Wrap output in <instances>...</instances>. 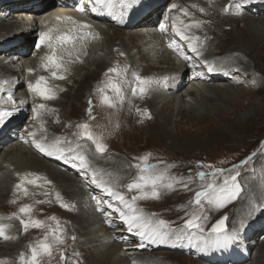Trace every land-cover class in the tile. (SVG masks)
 Listing matches in <instances>:
<instances>
[{
  "label": "bare ground",
  "instance_id": "bare-ground-1",
  "mask_svg": "<svg viewBox=\"0 0 264 264\" xmlns=\"http://www.w3.org/2000/svg\"><path fill=\"white\" fill-rule=\"evenodd\" d=\"M191 1H193V4H196V7H193L194 5L191 6V3H189ZM237 1L238 0H113L109 7L107 3L103 5L92 4V0H0V85H2L3 88V90L0 91V111L13 110V115L7 118L4 125L0 126V151L3 150V153L0 154V203L16 196L20 199L23 198L27 201H31L32 197L35 194H40L42 190L57 189L62 197L69 199V203L67 204L71 205V210L68 212L72 210V212H74L76 210L73 222L75 226L73 233H77L75 246L77 250L78 248L81 249L84 259L92 264H194V262L200 264L197 261L189 260L188 262L187 259H185V255L169 256L167 251L156 253L164 255L161 259L149 254L151 250H160L166 247L175 248L173 246H175V243L179 242V240L173 238L168 243L164 244H154L148 240H141L134 232H129L127 230V225L121 227L123 223L119 220L118 214L113 213L111 216L106 217L97 209L96 201L109 200L111 198L93 184L92 181L88 185L79 183L80 180L78 179V181L76 177H74L78 169L73 167L72 164H66L56 156L49 157L40 153L31 142L33 137L28 134L29 132H35V138L37 140L46 138L45 142H51L55 138L70 140L71 136L69 134L64 136L55 131L49 132L48 125H51L53 118L52 113H54L53 110L55 108L52 104L61 103L62 100H69L68 102L73 106V102L78 101L77 99H79L83 93L86 94L90 88V86L87 87L86 85V83H89L88 80L96 78L102 67L104 70L106 68H111L110 65L112 62H110V59L111 54L114 53L112 47L114 46L115 40H118L116 44L118 46L115 51L116 54L117 52H126L127 54V57L125 56V58L122 59L117 57L116 60L114 59L115 63L112 64L113 67L118 66L122 70L127 69L126 73L122 72L121 74L122 80H119L122 88L125 86L131 88L135 87L131 84H136L135 75L137 74L145 77L148 76V71L145 73H143V71L140 72V66L142 65L140 63L142 61L148 63L151 61L154 63L155 61L167 64V66H165L166 69L159 73L158 75L160 76L156 79L154 75H149L154 83L147 93L143 95L139 92L133 94V91L131 93L129 90L130 95L124 96L123 103L117 100V106L115 108H110L104 104L101 105L104 106L105 109L108 108L106 110L109 112H116L114 115L116 119L124 120L122 115L125 116L130 113L129 107H132L131 109H133V114L136 116L137 121L141 120L144 112L143 109L145 110L146 106H144V108L138 107L139 99H141V101L148 99L147 104L151 106L152 109L160 112V117L163 118L162 122H164L165 125L169 115L174 111H177L178 114L180 113L187 122L193 125L213 129L216 127L220 128V124L219 126L216 125V120L219 121V123L233 122L232 124L234 125L238 124V121H236L238 115L245 116L243 119L246 120V122L257 121L256 118H258V116L262 118L264 114V15H262L264 14V0H246V2H241L243 3L242 9H237L235 7V5L238 4ZM165 2L168 3V8L166 10V6L164 5ZM221 3L224 5L223 8L220 6ZM213 4H215L216 7L220 6L222 9L219 8V12L213 8L211 9L209 5L213 7ZM40 5L42 6L39 7ZM173 5H175V7H173ZM229 5H232V7H228ZM93 6L97 7L96 12H92L91 9ZM225 7H227V11L224 10ZM9 8L14 9L15 12H11L12 10ZM250 8L252 9L250 10ZM200 9H204V11L202 12ZM220 9L222 11H220ZM184 10H186L187 14H185ZM212 10L214 11L211 12ZM245 12H247V15L244 14ZM256 12L260 15L254 16ZM227 13L230 16H225ZM240 15L241 17H231ZM210 16L213 21L210 20ZM65 17H72L78 22L91 25L90 29H84L83 31H90L93 33V36L86 38L83 45H81L79 40L76 41V48L79 49V51H74L72 45L57 47V55L64 57V62L68 68L67 73H64L66 79L60 80L51 78L50 72L46 71L41 66L42 57L49 54L51 49H49L47 45H41L39 48H37L36 45L39 43V34L49 29L53 30L52 34L54 36L66 32L71 34L75 25L71 20L63 19ZM113 17H115V19ZM166 17L167 19H165ZM195 21H202V23L199 27H185ZM240 21H244L241 28H237L233 25ZM104 23L128 29L126 31L127 35L124 34L121 29H117L118 31L115 32V28H111L113 33L110 34L109 28L103 25ZM161 23L165 24L166 31L164 32L160 31L159 25ZM226 24L232 25L230 28H224ZM173 25L186 35L199 37V40L195 41V43L202 53L200 57H196L195 54L188 49L187 41L180 39L174 31ZM208 26L211 27H209V33ZM12 29H15L16 33L9 35ZM117 32L120 33V37L114 38L115 34H118ZM80 34L82 35V32ZM210 34L214 37L213 40H208ZM170 44L179 45V49L169 47ZM204 49H206L207 52H203ZM181 50L190 56L191 59L185 61L180 55ZM70 51L72 52L71 56L69 55ZM77 56H79L78 60L76 59ZM204 61L214 65L215 70L212 72L207 71L208 65H206ZM82 65H90V68L86 71L83 70L84 72L80 74L81 72L79 73V71ZM29 68L33 69V71L29 72ZM197 73L201 75L197 76ZM232 74H238V77L232 78L234 81H240V79L250 81V85L254 86V92H251V90L245 91L244 89L234 91L229 87H224L223 83L230 81L229 78H231ZM41 75L49 77L48 83L56 91V99L43 100L29 92L27 88L28 82L34 83ZM110 75L116 79L115 74ZM74 78H76L77 85L70 89V97L66 100L63 98L65 94L61 95V93L65 84ZM108 78L107 76V79ZM233 80L230 82H233ZM5 81H7V83H5ZM121 81H123V83ZM200 81H206V83ZM210 81H214L216 84H208ZM99 84L100 86L103 84L102 80ZM185 84L191 86L187 88L185 94H183L180 92V89L184 88L186 86ZM230 85L232 86V84ZM9 93L12 94L16 101L15 107L5 103ZM108 95L112 96L115 94L112 93ZM197 95H199L200 98H195ZM186 97L189 98V101H186ZM244 97H249L251 99L246 105L242 103ZM20 101H24L22 107L20 106ZM40 103H44L46 107L45 109L39 110L40 116L37 118L36 113L33 112V107ZM187 103L191 104L188 106ZM137 109L140 111L138 112ZM231 113L233 114L232 118L230 116ZM95 115L97 116L96 113ZM164 124L162 127H158L161 135L165 138L173 136ZM125 125L126 128L132 127L130 121L125 122ZM134 128L136 129L135 126ZM85 140L86 139L78 140V138L76 139L75 137L74 140H72V146H75L77 142L81 144V142ZM7 143L9 144L7 145ZM22 145L26 150L22 149ZM81 150L87 155L91 162V167L102 171V173L111 171L128 174L131 171V167H129V164L125 161L126 159L123 160L119 154L117 156V153H115L116 155H111L108 159L100 157L104 153H96L95 146L91 142L82 143ZM34 153L55 164L45 160H43L42 163L37 162L31 157L32 155H30ZM32 162H34L36 166H39L40 170L45 173L41 171L36 173L41 179L36 185H26L29 190V195L24 196L22 192H17L15 188H13V185L19 182L23 174L30 173V170L33 171V168H29L26 164H31ZM148 164L155 165L154 162ZM11 165L14 166L13 170H10ZM14 171H19V176L16 179H14L12 175ZM43 174L45 175L42 176ZM103 178L110 185L117 186L106 177ZM45 180H51V183H45ZM129 182L131 181H128V183ZM262 187H264V182H260L255 189L257 188L261 189L260 191H264ZM88 188L90 190L87 191ZM57 191H52L49 193V196H47L50 205L58 202L54 199L56 197H51V194H55ZM261 198L263 197L259 196L255 198L254 201L251 200L252 202H249L248 198L247 203L240 207L237 213H232L230 215L231 219L235 221L239 220L240 217H247V215L253 212L255 202H258ZM140 201L141 200L136 201V205L143 210L146 217L152 219L147 209L139 204ZM112 202L118 204L116 201ZM104 208L105 211H111L107 209L106 205ZM145 211H147V214H145ZM97 212L101 213L102 216ZM54 213L66 215L65 212H58L56 210H54ZM11 216L12 213L7 214L0 212V224L6 226L5 233L7 236L11 237L7 240L0 237V244H4L5 247L11 245L14 247L13 250L21 249L24 244L23 241L25 240L20 233H36V230H39V228L29 227L25 232L19 219H9ZM24 218L27 219V217ZM10 220H15L18 223V230L20 233L17 234L16 225L14 222L10 224ZM109 220L112 222L111 224H109ZM152 221L154 223L156 222L154 219H152ZM45 227H43V229ZM263 228L264 219L260 227L254 229V236L256 235L257 237L258 234H261ZM245 229V238H247L250 236L251 227L246 226ZM52 230L53 229H49L48 232L52 234ZM85 231L88 235L85 234ZM237 231H241V229H237ZM227 232L234 237L233 232H229V230H227ZM205 235L207 237L209 233ZM130 239H134V241L127 244V241ZM192 242L194 244L191 243V247L188 249L185 245H182L178 247V250L187 254H193V256L198 258H200L202 254H205V260L209 261L207 262L209 264H223L220 261L224 262L228 260L225 253L227 254V251L230 249L229 247H231V243L229 247L221 248L212 243L211 246L210 244L205 247L199 246L201 244L199 240H192ZM141 244H143L144 247H140ZM30 245L31 244L26 245L27 253H23L26 258L30 255ZM219 248L222 249V260H220L221 257L218 254ZM7 249L12 250L11 248ZM140 251L144 252L138 254ZM20 254L14 256L15 262L17 261L18 264H21L19 260ZM246 258H248V253L235 254L231 259L233 261L232 264H239L241 261L246 260ZM249 259H253L254 264H264V242L255 250L253 257ZM77 260H81L80 256L79 259H76L72 264H82V260L80 261L81 263ZM235 260L237 263H235ZM0 261L4 262V264L11 263L9 259L5 260L1 256ZM40 264H48L44 256Z\"/></svg>",
  "mask_w": 264,
  "mask_h": 264
},
{
  "label": "rangeland",
  "instance_id": "rangeland-1",
  "mask_svg": "<svg viewBox=\"0 0 264 264\" xmlns=\"http://www.w3.org/2000/svg\"><path fill=\"white\" fill-rule=\"evenodd\" d=\"M241 2H243V0L237 1V3H241ZM189 3H191V6L194 5L193 7H196L195 6L196 4H193V1ZM164 5L166 6L165 8L166 10L168 8V3L165 2ZM220 6H222L223 8L224 5H222L221 3ZM220 6L216 7V5L213 4L212 7L211 5H209L211 9L213 8L218 12H219V8H221ZM9 9L12 10L11 12H15L14 9L11 8ZM221 9L220 11H222ZM251 9L252 8H250V10ZM214 10H212L211 12H213ZM224 10L227 11V7H225ZM244 14L247 15V12H245ZM254 14H256L254 16H258L259 13L256 12ZM225 16H230V15L227 13L225 14ZM231 17H241V15L231 16ZM209 18L211 21H213L211 16ZM243 23L244 21L243 22L240 21L233 25H235L237 28H241ZM103 25L109 28L110 34L113 33L111 28H115L114 29L115 32L118 31L117 29H121V31L124 34H126V31L128 30L109 23H104ZM231 25L232 24H226L224 28H228V27L230 28ZM209 27L210 26H208V33H209V29L211 28ZM15 31H16L15 29L10 30L9 35L13 33L15 34L16 33ZM119 35L120 33H118L117 35L115 34L114 38H119L120 37ZM213 39L214 37H212V35L210 34L208 40H213ZM117 41L118 40L114 41V46L112 47V51L114 53L111 54L110 62L112 63L110 67H113L112 64L115 63L114 59L116 60L117 57L119 59L125 58V56L127 57L126 52H117L116 54L115 51L117 50L118 47L116 45ZM205 51L207 52L206 49L203 50V52ZM121 53H123V55H121ZM140 64H142L140 66L141 68L140 72L143 71V73H145L148 71L147 73L149 74L146 78H150L149 75H154L155 79L158 76H160L158 74L161 73L163 70H165L166 69L165 66H167L166 63L155 62V61L154 63H152V61L149 63L146 61H142ZM88 68H90V65H82L79 73L81 72L80 74H82L84 71L88 70ZM106 69L104 70V68L102 67L99 70L96 78H94L93 80H88L89 83H86V85L87 87L90 86V88L88 89L86 94L83 93V95L80 96L79 99H77L78 101L73 102V106L70 105V102H68L69 100L67 99L70 97V89L73 88L75 85H77L76 78L72 79L70 82H67V84H65L61 95L65 94L63 98L66 99L67 101L62 100L61 103L58 102V104L57 103L52 104L53 107L55 108L53 110L54 113H52L53 118L50 117L52 118V122L51 125H48L49 132L55 131L57 133L63 134L64 136L69 134L71 136L70 140L72 141L74 140L75 137L76 139L78 138L77 135H75L79 132L76 125L87 122L90 125L91 130L93 132L97 134H102L103 142L107 144L108 149L100 157L108 159L111 157V155L113 154L116 155L115 153H117V156L119 154V156L122 157L123 160L126 159L125 160L126 163L129 164L128 165L129 167H131V171L128 174H125L124 172L107 171V172H103L104 174L103 177H106L108 180L115 183L117 186L114 187L115 188L114 190L124 192L128 198H131L132 195L136 194L135 191L129 192L125 186L126 184H128V181H132L137 176L138 169L132 167L131 165L140 162L136 159L138 157H142L147 154H150L147 163L154 162L155 165L157 166L156 170L165 173V178H166L165 182H168L169 177L174 178L177 181L172 189H161L160 190L161 194L158 199H151V198L144 199L141 200L139 204H141L144 208L147 209L152 219H154L155 221L164 220L168 222V227L173 229H184L185 227L184 221L186 219H190L192 215L201 216L203 217V219L200 221V223L202 224L204 231L203 233H201L199 229H186L189 235L184 236V238L182 239H179V242L175 243V246H173L175 248L166 247L160 250H151L149 254H152L156 258L159 257L161 259L164 255L156 254V253L167 251L169 256L185 255L186 257L185 259H187L188 262L189 260H191V261H197L200 264H209L207 263L209 261L205 260L206 259L205 254L204 255L202 254L200 258H198L193 256V254H187L181 250H178V247L185 245L188 249L189 247H191V243L194 244L192 240L198 241L196 237L199 235L206 236L205 234L209 233V230L211 229L212 225L216 223V221H218L221 217L227 216L228 219L226 221V230H229V232H233L234 240L231 242L230 245L231 247L228 246L230 249L227 251V254L225 253V256L228 260H225L224 262L222 261L220 262L223 264H232L233 261L231 259L233 255L239 253L240 254L248 253V258H246V260L244 261H241V263L239 264H254V260L253 259L250 260L249 258L253 257L255 250L262 244V242H264L263 240L264 228H263V232L261 234H258L257 237L256 235L254 236L253 234L254 229L259 228L264 219V207H255V205L257 204L264 205V193H263L264 191H260L261 189H257V188L255 189V187L258 186L260 182H264V114L262 118L258 116V118H256L257 121L254 122H250V121L246 122V120L243 119V117L245 116L238 115L236 119V121H238V124L236 125L232 124L233 122L219 123V121L216 120V125L219 126L220 124V128L216 127L215 129H213L209 127H201V126L193 125L190 122H187L186 119L182 117L180 113L178 114L177 111L176 112L174 111L172 114L169 115L167 123L165 125L164 122H162L163 118L160 117L161 116L160 112H158V110L152 109V107L147 104L148 99L147 100L144 99V101H141V99H139L138 107L144 108V106H146L145 110H147L150 113V118L146 115H143L142 119L137 121L136 116L133 114V109H131L132 107H129L130 113L126 114L125 116L122 115L125 121L116 119L114 117L116 112L113 111L109 112L108 110H106L108 108L105 109L104 106H101L102 103H100L101 100H99L100 93L99 92L97 93V88L100 86L99 84L100 81L102 80V82L104 83L105 81L108 80L107 76L105 77ZM236 77H238V74H232L229 80L232 81L233 80L232 78H236ZM115 78L120 80L121 76L120 77L115 76ZM242 80H246V79H240V81L233 80V82L226 81L223 84L224 87H229L234 91L235 90L240 91L244 89L245 91L251 90V92H254L253 89L254 86L250 85V81L248 80L242 81ZM121 82L123 83V81ZM202 83H206V81ZM208 84L215 85L216 83L214 81H210L208 82ZM230 84H232V86ZM131 85L136 86V84H131ZM185 85L186 86L184 88L180 89L181 90L180 92L183 94H185V90H187V88L191 86L189 84H185ZM130 88L131 87L129 86H125L124 88H122L123 96L125 95L129 96L130 92L132 93V88L131 89ZM112 93L113 92L111 91V89H108V94H112ZM112 96L114 97L115 95ZM197 97L200 98L199 95H197L195 98ZM186 99H187L186 101H189L188 97H186ZM90 100L92 101L91 117L88 114V109L90 107L88 103ZM250 101L251 99L249 97H244L242 99V103H244V105H246V103ZM189 104L191 103H187L188 106ZM95 113L97 114V116L95 115ZM232 115L233 114L231 113L230 114L231 118ZM127 121H130L132 123V127L130 128L127 127L128 129L126 128L125 125V122ZM163 124L167 126V128L169 129V131L173 136L165 138L161 135L158 127H162ZM134 126L136 127V129L134 128ZM84 142H91V141L85 140L82 141L81 144ZM155 143L157 144V146ZM8 144L9 143H7V145ZM22 149L26 150V148L24 147ZM2 153L3 150L0 151V154ZM30 155H32L31 157L35 159L37 162L42 163L43 160H45L50 163H53L52 161H49L48 159H45L35 153ZM248 157H251V159H248L247 163L245 164L240 163L241 161H245ZM26 164L29 168H33V171L30 170V173L36 174L41 171L40 167L36 166L34 162H32L31 164L28 163ZM234 165H239V167L233 169ZM216 168L224 169L225 171L223 173L212 175L213 170ZM13 169L14 166L11 165L10 170ZM41 172L45 173L44 171ZM199 172H204L206 173V175L203 178H201L197 175V173ZM18 174L19 171L16 172L14 171L12 173L13 178L16 179L19 176ZM44 175L45 174H43L42 176ZM232 176H236L235 183L238 184L241 188V192L237 199L226 204L224 207H218L216 204H209L207 200H202V204L200 206L194 204V194L196 191L203 190L209 183H214L217 190H219L220 188L224 187L225 179H229L228 186L231 187L232 182L230 180V177ZM74 177H76L77 180L79 179L80 180V181L78 180L79 183L84 185H88L91 182L90 174L86 179L85 175L82 174V172L79 170H76ZM48 181L51 182V180ZM184 184H187L188 187L184 188L183 187ZM13 188H15V184L13 185ZM88 190L90 189L88 188L87 191ZM52 191H57V189L42 190L40 194H35L32 197L31 201H27L23 198L20 199L19 197L16 196L14 198L11 197L9 200H5L4 202L0 203V212L7 214L18 213L19 208L25 204L31 205L32 218L44 221V224L46 226L44 229L43 227H41L39 228V230H36L37 231L36 233L27 232L28 234L27 233L22 234L18 230V223L15 220H10V224H12L13 222L15 223L17 234L20 233L23 236V239L25 240L23 241L24 244L22 248L16 250H13L14 247L11 245H7L5 247L4 244L2 245L0 244V254H2L0 256L3 257L5 260L9 259L11 261L10 264H18L17 261L15 262L14 256L19 255L21 252L27 253L26 245L36 244L37 241H39V239L42 240L44 238L46 233L48 234L49 241L50 242L52 241L53 233L50 234L48 230L56 228V221L50 219L51 217H56L57 220L59 221L60 228L63 230L62 232L63 243L55 244L53 246V252L51 257L46 255L44 256L45 261H47L48 264H72L76 259H79L80 256V259L83 261L82 264H92L91 262H88L86 261V259H84L83 252L81 251V249L78 248L77 250V247L75 246V241H76L75 238L77 237V233L75 234L73 233L75 227L73 222H74V216L76 214V210L74 212H72L73 210L68 212L69 210H71V207L68 209L61 207L60 202L50 205L48 203L47 196H49V193ZM57 193L59 192L57 191ZM259 196L263 198H261L258 202H255L254 210L253 212H251V214L247 215V217H240L239 220L233 221L231 219L230 215L232 213H237L240 210L239 208L247 203L248 198H249L248 201L252 202L251 200L254 201V199ZM51 197L53 198L56 197V193L51 194ZM62 199L64 203H69V199H66L65 197H62ZM12 201L15 202L13 203ZM40 201H45V202L40 203ZM54 210L58 212H65L66 215L64 216L61 214H56L54 213ZM147 211H145V214H147ZM97 213L100 216H102L101 213L99 212ZM124 225L125 224H121V227ZM246 226L251 227L250 236L247 238H245ZM237 229L238 230L241 229V231H237ZM85 234H87L86 231ZM133 241L134 239H130L127 241V244ZM209 244L211 246V243ZM208 245H204L201 243L199 246L205 247ZM7 248H11L12 250H8ZM143 252L144 251H140L138 252V254H142ZM218 252H219L218 253L219 256L221 257L220 260H222L223 259L221 254L222 249L219 248ZM61 254H63L65 259H61ZM81 260L79 261L77 260V261L81 263L80 262ZM235 263H237L236 260ZM194 264L196 263L194 262Z\"/></svg>",
  "mask_w": 264,
  "mask_h": 264
},
{
  "label": "snow or ice",
  "instance_id": "snow-or-ice-1",
  "mask_svg": "<svg viewBox=\"0 0 264 264\" xmlns=\"http://www.w3.org/2000/svg\"><path fill=\"white\" fill-rule=\"evenodd\" d=\"M113 0H95V5H103L107 3L109 7L111 6ZM246 2V0H243ZM175 7V5H173ZM228 7H232L229 5ZM237 9H242L243 3H238L235 5ZM83 10V9H81ZM92 12L97 11V7H92ZM185 14H187L186 10ZM200 11H204V9H200ZM115 19V17H113ZM60 19V18H58ZM63 19L71 20L75 27L72 29L70 33H64L61 35H53L52 29L48 31L41 32L39 34V43L36 45L39 48L41 45H47L51 52L42 57V67L50 72V76L53 79H66L64 73H67L68 68L64 62V57L58 56L56 53V49L58 46L63 45H72L74 51H79L76 48V41L79 40L81 45L86 38L92 37L93 33L90 31H83L84 29H90L91 25L87 23L78 22L72 17H65ZM167 19V17L165 18ZM202 21H195L192 24L186 25L185 27L196 26L199 27ZM160 31H166L165 24L161 23L159 25ZM174 31L180 37L181 40L187 41V47L190 49L192 53L195 54L196 57H200L202 55L199 47L195 43V41L199 40V37L194 35H186L183 31L173 25ZM82 32V35L80 34ZM169 47H175L179 49V45L170 44ZM69 55H72V52H69ZM123 55V53H121ZM180 55L185 61L191 59L190 56L185 54L182 50L180 51ZM79 59V56L76 57ZM207 67V71L212 72L215 70L214 65L208 64L207 61H204ZM29 72H32L33 69L29 68ZM127 69H120L118 66L111 67L106 70V76H108V80L104 82L101 86L97 88V91L100 93L101 103L110 107L115 108L117 106V100L120 103H123L124 96L122 93V85L120 84L118 79H114L110 74H115L116 77H120L122 72L126 73ZM201 75L197 73V76ZM49 77L44 75L39 76L34 83L28 82L27 88L29 92L35 94L43 100H53L56 99V91L53 87H51L48 83ZM136 86L132 88L133 94L139 92L140 94H145L150 89L151 85L154 81L150 78L142 77L140 75H135ZM7 83V81H5ZM108 89L115 94V96L108 95ZM2 85H0V91H2ZM62 90V89H61ZM7 104H11L14 107L16 106V101L14 100L11 93L8 94L7 100L5 101ZM24 101H20V106L22 107ZM92 101H89V109L88 114L91 117ZM46 105L44 103H40L33 107V112L36 113L37 118L40 116L41 109H45ZM139 112L140 110L137 109ZM13 115V110L0 111V126L6 123L7 118H10ZM143 115H146L150 118V113L147 110H144ZM94 118V117H93ZM79 132L77 135L78 140L86 139L87 141H91L95 146L96 153H105L107 150V144L103 142L102 134H97L91 130L90 125L87 122L76 125ZM29 136L33 137L32 144L34 147L42 154L46 156H56L58 159L63 160L66 164H72L73 167H76L82 174L85 175L87 179L89 174L91 176V181L98 188L101 189L108 197L109 200H97L96 206L99 211H101L106 217L111 216L113 213L118 214L119 220L127 225V230L129 232H134V234L138 235L141 240H148L154 244H164L168 243L171 239H182L184 236H188L189 233L186 229H199L201 233H203L204 229L200 221L203 219L201 216L192 215L190 219H186L184 221V229H172L168 227V222L164 220H158L155 223L151 218L146 217L143 213V210L140 209L136 205V201L144 200V199H158L161 194V189H172L174 184L177 182L174 178L169 177L168 182H165V173L157 171L156 165H150L147 163L149 159V155L147 154L142 157L136 158L138 163L131 165L138 169V176L135 177L131 182H129L125 187L129 192L135 191V195H132L131 198H128L124 192L114 190L113 185H110L104 178L103 173L100 170L91 167V162L89 161L87 155L84 151L81 150V144L77 142L75 146H72V141L70 140H62L60 138H55L51 142H45L46 138H41L37 140L35 138V132H29ZM27 142V140H26ZM67 145V146H65ZM251 159L248 157L245 161H241V164L247 163V160ZM142 162V163H141ZM239 167V165H234L233 169ZM225 170L216 168L213 170L212 175H216L219 173H223ZM19 175V174H18ZM197 175L203 178L206 173L199 172ZM31 177V178H30ZM41 177L38 174L25 173L20 177L19 182L15 185V190L17 192H22L24 196L29 195V190L26 185H36ZM232 182V186L229 187V179L224 180V187L217 190L214 183H209L207 186L201 190L196 191L194 194V204L200 206L202 204V200H207L209 204H216L218 207H224L226 204L238 198L241 188L238 184L235 183L236 176L230 177ZM45 183H51L50 181H46ZM184 188H187L188 185L184 184ZM264 190V187H262ZM47 195V194H45ZM56 200L60 202L61 207L70 208L71 205L64 203L62 197L59 193H56ZM112 201H116L117 203H113ZM13 203L15 201H12ZM45 201H40V203H44ZM106 205L107 209L111 211H105L104 206ZM255 207H264V205H255ZM32 207L31 205L25 204L21 206L18 210V213H13L11 218H18L20 224L23 226V230L26 232L29 227L32 228H41L45 227L44 221L39 219H34L31 217ZM24 217H27L25 219ZM50 219L56 221V228L52 230L53 238L52 241L49 242L48 234L46 233L42 240L37 241L35 245H30V255L26 258L23 253L20 254L19 260L21 264H40L43 256L51 257L53 252V246L55 244L63 243V230L60 228L59 221L56 217H51ZM228 217H221L215 224L212 225L209 230V235L206 237L204 235H199L196 237L202 244L208 245L209 243L214 244L217 247H227L234 240V237L230 235L226 230V221ZM109 224L112 222L109 220ZM6 226L0 224V237L5 240L10 239L11 237L7 236L5 233ZM74 239V237H73ZM140 247H144L143 244ZM61 259H65L63 254H61ZM0 264H4V262L0 261Z\"/></svg>",
  "mask_w": 264,
  "mask_h": 264
}]
</instances>
